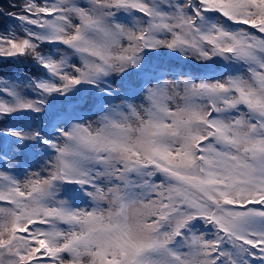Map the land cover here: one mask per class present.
Masks as SVG:
<instances>
[{
  "label": "snow or ice",
  "instance_id": "obj_1",
  "mask_svg": "<svg viewBox=\"0 0 264 264\" xmlns=\"http://www.w3.org/2000/svg\"><path fill=\"white\" fill-rule=\"evenodd\" d=\"M10 7L0 60L47 77H0V264H264V0Z\"/></svg>",
  "mask_w": 264,
  "mask_h": 264
},
{
  "label": "rangeland",
  "instance_id": "obj_2",
  "mask_svg": "<svg viewBox=\"0 0 264 264\" xmlns=\"http://www.w3.org/2000/svg\"><path fill=\"white\" fill-rule=\"evenodd\" d=\"M118 18L121 21H127L129 19V14L127 13H119L118 14ZM218 18L217 14H209V19L211 21H215ZM225 23L226 26H228L229 28L235 30L238 29L240 27V25H233L230 22L227 21H223ZM169 60H174L177 63H181L183 64L184 62L176 57H168V56H163V57H156L153 59V64H160L161 62H163L164 64V70L167 71V63ZM187 69L192 70L197 76H204L208 79H223L229 72L233 71L234 68L236 67V65H230L228 61H224L220 58H216L213 61H208V62H190L187 63L186 65H184ZM169 79H171V77H169ZM87 87V86H84ZM27 94L34 96L35 94L32 93L31 89H27ZM0 98H7L5 96H3L2 94H0ZM174 107V105H173ZM44 121V115L43 114H26L23 115V118L19 119V123L16 125L15 123L13 124V126H17V127H25L28 125L31 126H39L41 124V122ZM31 164L33 165L32 170H38L40 165L44 162V158L41 157L39 158V162L37 161L36 158H33L31 161ZM17 174L18 175H22L21 172L19 170H17ZM68 188H75L77 186H66ZM61 197L64 199H68V197L65 195V193L62 191L60 193ZM90 201L87 200L84 197H80L79 196H74L72 198V205L73 207H88L90 206Z\"/></svg>",
  "mask_w": 264,
  "mask_h": 264
},
{
  "label": "trees",
  "instance_id": "obj_3",
  "mask_svg": "<svg viewBox=\"0 0 264 264\" xmlns=\"http://www.w3.org/2000/svg\"><path fill=\"white\" fill-rule=\"evenodd\" d=\"M13 2L14 0H0V8H3L5 11H14L15 9L10 7ZM11 23H13L11 18L0 15V32H2L4 26L10 25ZM43 50L47 52L52 49L51 46H49V49L44 47ZM24 74L32 77H47L46 71L35 64L34 61L28 60L18 62L15 60H0V77L23 78ZM2 86L3 85L0 84V87ZM20 118H23V115H17L4 123L8 126H13L14 123L17 125Z\"/></svg>",
  "mask_w": 264,
  "mask_h": 264
}]
</instances>
